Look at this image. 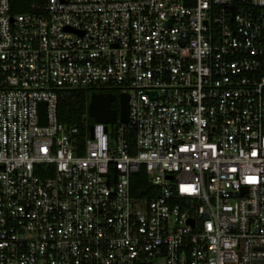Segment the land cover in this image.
I'll use <instances>...</instances> for the list:
<instances>
[{
    "label": "built area",
    "instance_id": "obj_1",
    "mask_svg": "<svg viewBox=\"0 0 264 264\" xmlns=\"http://www.w3.org/2000/svg\"><path fill=\"white\" fill-rule=\"evenodd\" d=\"M33 8L0 0V264H264V0ZM64 90L130 121L80 136Z\"/></svg>",
    "mask_w": 264,
    "mask_h": 264
},
{
    "label": "trees",
    "instance_id": "obj_2",
    "mask_svg": "<svg viewBox=\"0 0 264 264\" xmlns=\"http://www.w3.org/2000/svg\"><path fill=\"white\" fill-rule=\"evenodd\" d=\"M45 0H11V11L13 14H24L37 12L33 6L36 3L43 4ZM59 100L58 117L60 123L68 127L80 129V136H85L86 128L93 123L88 118L89 90H64ZM112 108L119 112V103L116 101ZM88 129V128H87Z\"/></svg>",
    "mask_w": 264,
    "mask_h": 264
},
{
    "label": "water",
    "instance_id": "obj_3",
    "mask_svg": "<svg viewBox=\"0 0 264 264\" xmlns=\"http://www.w3.org/2000/svg\"><path fill=\"white\" fill-rule=\"evenodd\" d=\"M119 102V112L112 108V104ZM129 96L109 93H92L88 105V118L95 124L113 125L119 117L123 123L130 121ZM45 103L40 105L41 124H45ZM93 127H91V132Z\"/></svg>",
    "mask_w": 264,
    "mask_h": 264
},
{
    "label": "rangeland",
    "instance_id": "obj_4",
    "mask_svg": "<svg viewBox=\"0 0 264 264\" xmlns=\"http://www.w3.org/2000/svg\"><path fill=\"white\" fill-rule=\"evenodd\" d=\"M117 102H118V101H117ZM118 103H119V102H118ZM91 122H92V121H91ZM92 123H93V122H92ZM110 132H111V133L115 132V127L111 126V127H110Z\"/></svg>",
    "mask_w": 264,
    "mask_h": 264
}]
</instances>
